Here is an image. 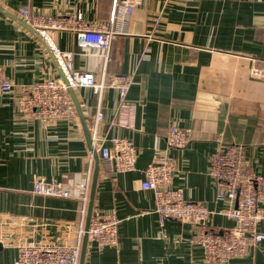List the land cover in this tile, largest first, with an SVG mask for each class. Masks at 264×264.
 Instances as JSON below:
<instances>
[{"label":"crops","instance_id":"crops-1","mask_svg":"<svg viewBox=\"0 0 264 264\" xmlns=\"http://www.w3.org/2000/svg\"><path fill=\"white\" fill-rule=\"evenodd\" d=\"M114 0H0V68L14 84L60 76L44 43L16 18L81 14L85 25H108ZM115 36L107 57L101 49L79 47L76 30H58L51 39L57 53L72 52L78 71L130 77L126 93L104 88L73 89L90 135L74 114L43 123L16 103L17 89L0 91V214L66 219L76 227L82 217L77 197L35 194L38 178L74 185L86 180L98 163L91 214L114 213L119 219L113 245L86 240L82 264H264V239L223 263H207L195 241L197 226L177 219L160 221L154 195L140 187L156 153L169 157L171 187L185 199L213 210L210 229L235 225L222 215L230 200L214 197L209 159L219 143L242 148L248 166L264 175V0H141L126 20L113 18ZM97 110L101 119L96 121ZM171 125L187 129L189 141L170 147ZM127 139L137 154L134 167L112 170L92 152V144L110 147ZM97 158H96V156ZM89 202V199H88ZM85 209V217L87 213ZM256 230L264 232V204ZM85 221V218H84ZM14 247L0 249V261L11 264Z\"/></svg>","mask_w":264,"mask_h":264},{"label":"built area","instance_id":"built-area-1","mask_svg":"<svg viewBox=\"0 0 264 264\" xmlns=\"http://www.w3.org/2000/svg\"><path fill=\"white\" fill-rule=\"evenodd\" d=\"M141 0H114L112 19L108 25L81 22V14L62 13L57 16H31L26 9H20L24 20L35 28L51 46L53 34L58 30H76L79 47L101 49L104 56L115 36L112 30L113 18L128 19ZM54 55L67 79L61 76L29 84H14L5 77L0 68V91H19L16 103L33 117L49 123L65 115L74 114V105L69 90L79 86L90 87L101 95L104 88L118 90L121 97L126 93L130 77L122 75L102 76L100 79L91 71H78L72 65V52ZM254 78L264 79V72L251 70ZM102 115L97 110L96 121ZM170 147L182 148L189 141L187 129L171 125L166 133ZM92 152L109 162L112 170L127 171L134 167L137 151L127 139L113 138L110 147L92 144ZM208 176L213 181L214 197L228 199L231 206L222 215L232 219L234 226L217 231L208 223L213 210L199 201L185 199L179 189L172 188L173 167L169 157L156 153L145 169L142 189L153 191L154 212L160 221L177 219L197 226L195 241L204 250L207 263H223L230 258L242 255L247 247L264 239V232L256 230V222L261 218V205L264 204V175L252 170L244 158L242 148L235 144L219 143L209 159ZM91 174L82 183L70 185L57 179L46 181L38 178L33 183L35 194L52 197H73L76 193L82 202V217L76 227L66 219L34 218L25 215L0 214V249L14 247L16 257L11 264H79L84 234L85 209L89 199ZM119 219L114 213L91 214L87 229V239L98 246L113 245L117 239ZM0 264H3L0 261Z\"/></svg>","mask_w":264,"mask_h":264},{"label":"water","instance_id":"water-1","mask_svg":"<svg viewBox=\"0 0 264 264\" xmlns=\"http://www.w3.org/2000/svg\"><path fill=\"white\" fill-rule=\"evenodd\" d=\"M15 20L18 21L21 25H23L26 28H28L37 38H39L44 43V45L47 48L50 56L54 60L55 65L59 68V73H60L61 78L63 79V81L65 83H67V79L64 76V74L62 73V71H61V69L59 67L58 61H57V59H56V57L54 55V52L51 49V47L48 44V42L46 41V39L35 28H33L31 25H29L24 19H20V18H16L15 17ZM69 92H70V95H71V97H72V99L74 101V105H75V107H76V109L78 111V114H79V116L81 118L82 125H83L84 131H85V135H86V139H87V141L89 143L90 142V135H89V133L87 131L86 124H85L84 119L82 117L81 110L79 108L78 102L75 99L73 90L70 89ZM96 158H97V156H96ZM97 173H98V163L96 161V165H95V168H94V171H93V176H92L91 191H90V195H89V202H88V206H87V213H86L85 223H84V234H83V239H82V246H81L79 264H82L84 251H85V246H86L87 229H88L89 219H90V216H91L92 203H93V197H94V188H95Z\"/></svg>","mask_w":264,"mask_h":264}]
</instances>
